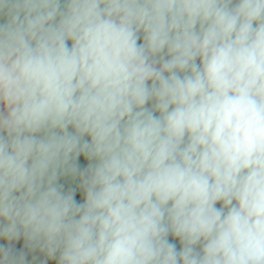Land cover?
<instances>
[{
  "label": "clouds",
  "instance_id": "obj_1",
  "mask_svg": "<svg viewBox=\"0 0 264 264\" xmlns=\"http://www.w3.org/2000/svg\"><path fill=\"white\" fill-rule=\"evenodd\" d=\"M0 264H264V0H0Z\"/></svg>",
  "mask_w": 264,
  "mask_h": 264
}]
</instances>
